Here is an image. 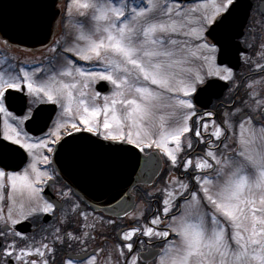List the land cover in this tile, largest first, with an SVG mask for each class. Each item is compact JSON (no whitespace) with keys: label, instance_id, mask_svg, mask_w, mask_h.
Returning a JSON list of instances; mask_svg holds the SVG:
<instances>
[{"label":"snow or ice","instance_id":"obj_1","mask_svg":"<svg viewBox=\"0 0 264 264\" xmlns=\"http://www.w3.org/2000/svg\"><path fill=\"white\" fill-rule=\"evenodd\" d=\"M240 7L67 0L51 56L30 68L0 59V264H264V14L241 33ZM233 45L247 68L239 76ZM218 81L227 93L199 114ZM66 148L168 173L143 190L150 215L125 212L133 226L110 248L88 245L107 241L116 220L63 189L57 217L64 205L44 195Z\"/></svg>","mask_w":264,"mask_h":264},{"label":"water","instance_id":"obj_2","mask_svg":"<svg viewBox=\"0 0 264 264\" xmlns=\"http://www.w3.org/2000/svg\"><path fill=\"white\" fill-rule=\"evenodd\" d=\"M58 0H0V37L8 40L7 46H15L22 49H39L45 47L52 40L55 29L58 26L59 7ZM250 0H241V7L235 16V30L242 33L246 24ZM38 18L43 19V25L30 24ZM232 66L231 60H228ZM220 90H223L226 82L218 81ZM199 103L198 105H200ZM45 110L52 115L54 106L45 104ZM69 149L62 150L56 156L60 163L66 164L65 175L71 184L74 176L69 173V162L71 159ZM109 167L106 172L94 174L92 188L78 191L82 195L92 198L95 209L102 210L112 215H124L134 207V198L130 193L131 186L135 183H150L153 178L149 170H145L136 163L135 157H124L119 163H114L108 158ZM114 165V166H113ZM96 169H99L95 166ZM151 176V180L149 177Z\"/></svg>","mask_w":264,"mask_h":264},{"label":"flooded vegetation","instance_id":"obj_3","mask_svg":"<svg viewBox=\"0 0 264 264\" xmlns=\"http://www.w3.org/2000/svg\"><path fill=\"white\" fill-rule=\"evenodd\" d=\"M67 3V0H58L57 7H59L60 13H59V19H58V26L55 29V34L54 37L51 41L56 43L57 41L61 42V25L60 24V17L64 16V9L65 5ZM250 10H249V15L246 21L245 26L242 29V33L246 31L247 26L251 22V19H255L259 21L262 17V14H264V0H250ZM237 39H243V36L237 37ZM259 42V41H257ZM50 43V44H51ZM49 44V45H50ZM2 46V49L0 51V54L5 57H9V60L11 62L17 63V64H22L25 67L30 68L34 63L44 61L43 59L41 60H20L18 55L14 56V54L17 53H24V56L28 58L29 54L31 56H34V58H38L37 54L42 51V49H21L15 46H4L3 44H0ZM48 46V45H47ZM45 48V47H44ZM14 59L17 60H13ZM232 62V66L234 71L237 73L239 76L241 73H246L247 68L245 65L241 62V59L239 56L236 54V47L233 45L232 48V54L230 55L229 59ZM220 83L218 82L217 86L211 91V93H206L201 97V104L197 105V108L199 110V114H203L205 111H212L213 110V105H215L218 101L219 98H222L226 93H227V87L224 88L223 90H220ZM231 85H228L230 87ZM103 94H107V92H104ZM48 110H45V113L48 114ZM52 116H55V110L52 114ZM37 135L39 134L38 132L36 133ZM195 144V141H193ZM67 151V148L65 149ZM200 148H197L196 151H200ZM70 151V162H69V173L70 175L74 176L71 178V184L68 182L66 179L65 175L67 174V169H66V164L60 163L58 161L57 156L54 158L53 162V167L57 169L56 173V182L55 183H50L47 187L44 189V195L45 197L50 201L54 202L57 205H64V208L61 207H56L55 212L56 216L59 217L64 210L67 208V205L65 203L64 198L60 195L61 190L63 191H69L71 190L72 192L75 193L73 196V199L79 198V200L84 202L85 210L87 212L92 213V215L96 216L97 218L100 216H103L105 220L107 219H113L117 221L118 228L113 229V228H107L106 235H107V241H105L102 237L96 236V233L94 232L92 235L96 236V239L93 241L89 242L88 245V250L91 251L92 247L95 244H101V246L110 248L113 244L118 243L117 240V231L119 230H124L126 231L129 227L133 226L132 222H130L125 215H112L108 214L102 210L95 209V212H92V209L95 208L92 203V198L87 195H82L78 191H84L87 190L88 192L92 188V180L94 178V174H97L98 172L105 173L108 167H109V161L106 156L100 155V154H84L78 149H71ZM97 166L99 169H96ZM114 166V165H113ZM105 168V170H103ZM176 174V173H173ZM168 176V173L166 171H161L156 174V176L153 178V180L150 183H154L155 185H160L163 181V179H166ZM147 186V183H135L131 186L130 193L132 194L134 198V207L132 208L131 211L128 212L129 215H138L141 211H145L147 214L150 215L151 209L146 208L147 205V200L142 199V193L145 187ZM90 206V207H88ZM152 207H156L155 205H152ZM91 219V218H90ZM55 219L50 218L48 221L45 223H54ZM146 221H141V223H145ZM34 226L31 224H26L24 226V231L31 233L32 228ZM76 251H79L77 249ZM65 259L68 257L65 256Z\"/></svg>","mask_w":264,"mask_h":264},{"label":"rangeland","instance_id":"obj_4","mask_svg":"<svg viewBox=\"0 0 264 264\" xmlns=\"http://www.w3.org/2000/svg\"><path fill=\"white\" fill-rule=\"evenodd\" d=\"M63 17H64V16H61V17H60V24H62V25H61V30H60L61 35H62V37H61V43H63L64 32H65L64 23H63ZM74 23H75L74 21L71 22L70 30H73L72 26H74ZM55 44H56V43L52 42L50 45H48V46H46L45 48H43L42 51L39 52V54H37V55H38V56H37L38 58H34V56H31V54H29L28 58H26V57L24 56V53H17V54H14V56H17V55H18V57H19L20 60H24V58H25V59H28V60H38V59H40V58H41V60H42V59L45 60L46 57H49V56L52 55V53L50 52V49H51L53 46H55ZM3 58H4V56L0 55V59H3ZM5 58H8V59H9L8 56L5 57ZM12 59H13V60H17V59H14L13 57H12Z\"/></svg>","mask_w":264,"mask_h":264}]
</instances>
